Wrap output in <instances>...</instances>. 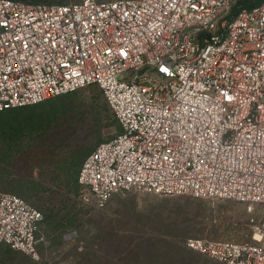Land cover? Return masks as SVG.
Segmentation results:
<instances>
[{
  "label": "built area",
  "instance_id": "obj_1",
  "mask_svg": "<svg viewBox=\"0 0 264 264\" xmlns=\"http://www.w3.org/2000/svg\"><path fill=\"white\" fill-rule=\"evenodd\" d=\"M240 1L0 0V112L97 85L123 133L86 158L83 203L104 210L132 193L242 203L249 241L186 247L216 264H264V1L235 13ZM42 220L0 191V245L38 258Z\"/></svg>",
  "mask_w": 264,
  "mask_h": 264
},
{
  "label": "rangeland",
  "instance_id": "obj_2",
  "mask_svg": "<svg viewBox=\"0 0 264 264\" xmlns=\"http://www.w3.org/2000/svg\"><path fill=\"white\" fill-rule=\"evenodd\" d=\"M83 91L90 97L100 89L91 87ZM69 126L73 124L64 123L50 132L54 157L52 153L53 161L44 167L45 175L40 180L44 178L48 189L45 196L47 204L62 209V217L74 219L76 224L72 230L77 226L74 230L77 232L71 231L65 238H56L52 232L42 233L38 258L20 253L27 261L9 259L6 264H84L82 257L86 243L95 228L102 229L105 234L100 239L102 247H94L104 257V263L100 264H150L145 257L153 252L146 246L151 236H160L162 240L159 243L171 248L164 253V264H216L214 260L188 250L185 243L191 238L215 237L239 242L251 239L247 206L235 201L132 193L126 197L117 196L104 210L91 209L81 200L79 189L72 190L63 183L53 184V165L62 164L61 161L66 160L65 157L79 144L80 138L77 140V137L80 133L76 130L74 135ZM90 144L94 147L96 140ZM34 176L39 178L38 170ZM177 250H184L181 257H176ZM71 256L75 258L73 263H70Z\"/></svg>",
  "mask_w": 264,
  "mask_h": 264
},
{
  "label": "trees",
  "instance_id": "obj_3",
  "mask_svg": "<svg viewBox=\"0 0 264 264\" xmlns=\"http://www.w3.org/2000/svg\"><path fill=\"white\" fill-rule=\"evenodd\" d=\"M14 1L33 5H66L80 0ZM263 1L241 0L235 9V13L241 9H252L262 4ZM91 87L99 88L97 85H90L35 105L0 112V191L24 199L41 212L43 220L36 234L37 239L42 238L41 235L45 232H52L56 238H65L71 231L77 232V230L74 231L77 226L72 230L76 224L74 219L62 217V209L47 204L45 196L48 189L43 182L44 178L40 180L42 175H45L44 167L53 161L52 153L54 157V151L50 145L53 144V137L50 134L51 131L55 130L53 128L59 129L57 127L63 126L64 123L73 124L68 129H71L74 135L76 130L80 133L77 137V140L80 138L77 147L67 158L65 157L66 160L61 161L62 164L53 165V184L63 183L65 186L71 187L72 190L73 188L79 189L80 195L82 188L78 182V177L86 158L99 144L111 141L123 133L120 122L100 88V91L93 96L84 95L85 91L83 90ZM94 139L97 144L93 147L90 143ZM36 170L39 171V178L34 176ZM100 231L101 235L93 234L90 241L86 243V252L82 257L84 264H97L99 262L97 258L100 252L94 247L97 248L96 245L100 247L102 243L100 239L105 236L104 231L102 229ZM151 237L146 242V246L149 248H147L148 250H153V252L145 259L146 261L150 260V264H164L166 256L164 253L169 252L171 248L159 243L162 240L160 236ZM199 238L232 241L215 237ZM183 252L184 250H177L176 257H181ZM18 258L27 261L26 257H22L20 252L13 250L10 246L0 245V264H6L9 259ZM74 260L75 258L71 256L70 263H73Z\"/></svg>",
  "mask_w": 264,
  "mask_h": 264
},
{
  "label": "crops",
  "instance_id": "obj_4",
  "mask_svg": "<svg viewBox=\"0 0 264 264\" xmlns=\"http://www.w3.org/2000/svg\"><path fill=\"white\" fill-rule=\"evenodd\" d=\"M90 207V206H89ZM91 209H95V210H98V209H96V208H94V207H91ZM97 223H100V222H97ZM95 226H97V225H95ZM100 225H98V227H99ZM91 234H99V235H101V231H100V229H98V228H95L93 231H91ZM98 263L97 264H100V263H104L103 261H104V257H102V254L101 253H99L98 254Z\"/></svg>",
  "mask_w": 264,
  "mask_h": 264
}]
</instances>
